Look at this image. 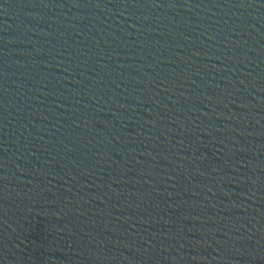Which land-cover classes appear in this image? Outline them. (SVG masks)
I'll return each mask as SVG.
<instances>
[{"label":"water","instance_id":"obj_1","mask_svg":"<svg viewBox=\"0 0 264 264\" xmlns=\"http://www.w3.org/2000/svg\"><path fill=\"white\" fill-rule=\"evenodd\" d=\"M0 264H264V0H0Z\"/></svg>","mask_w":264,"mask_h":264}]
</instances>
